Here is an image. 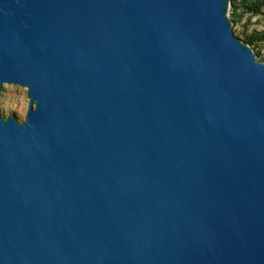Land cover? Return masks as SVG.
<instances>
[{"label": "water", "instance_id": "1", "mask_svg": "<svg viewBox=\"0 0 264 264\" xmlns=\"http://www.w3.org/2000/svg\"><path fill=\"white\" fill-rule=\"evenodd\" d=\"M232 0H0V264H264V61Z\"/></svg>", "mask_w": 264, "mask_h": 264}, {"label": "rangeland", "instance_id": "2", "mask_svg": "<svg viewBox=\"0 0 264 264\" xmlns=\"http://www.w3.org/2000/svg\"><path fill=\"white\" fill-rule=\"evenodd\" d=\"M254 30H264V19L262 17L249 16L246 14L241 21L234 23V31L240 37L243 36L245 32L250 33ZM254 51L258 59L264 61V42L257 44L256 47H254ZM28 107L29 97L26 87L13 84L4 85V89L0 93V110L4 116L14 114L23 121L27 115Z\"/></svg>", "mask_w": 264, "mask_h": 264}, {"label": "trees", "instance_id": "3", "mask_svg": "<svg viewBox=\"0 0 264 264\" xmlns=\"http://www.w3.org/2000/svg\"><path fill=\"white\" fill-rule=\"evenodd\" d=\"M246 14L260 16L264 19V0H232L231 18L233 22L241 21ZM241 37L254 48L257 44L264 42V30L245 32Z\"/></svg>", "mask_w": 264, "mask_h": 264}, {"label": "bare ground", "instance_id": "4", "mask_svg": "<svg viewBox=\"0 0 264 264\" xmlns=\"http://www.w3.org/2000/svg\"><path fill=\"white\" fill-rule=\"evenodd\" d=\"M231 7H232V5H231ZM231 11V10H230Z\"/></svg>", "mask_w": 264, "mask_h": 264}]
</instances>
